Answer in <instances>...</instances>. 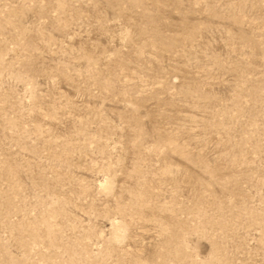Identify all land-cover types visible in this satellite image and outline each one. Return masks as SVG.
<instances>
[{"label":"rangeland","instance_id":"1","mask_svg":"<svg viewBox=\"0 0 264 264\" xmlns=\"http://www.w3.org/2000/svg\"><path fill=\"white\" fill-rule=\"evenodd\" d=\"M0 264H264V0H0Z\"/></svg>","mask_w":264,"mask_h":264}]
</instances>
